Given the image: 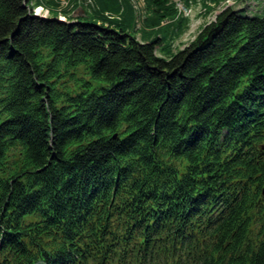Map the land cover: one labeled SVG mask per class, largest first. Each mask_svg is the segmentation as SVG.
<instances>
[{"label":"trees","instance_id":"1","mask_svg":"<svg viewBox=\"0 0 264 264\" xmlns=\"http://www.w3.org/2000/svg\"><path fill=\"white\" fill-rule=\"evenodd\" d=\"M102 1L0 0V264H264V18L166 60Z\"/></svg>","mask_w":264,"mask_h":264},{"label":"rangeland","instance_id":"2","mask_svg":"<svg viewBox=\"0 0 264 264\" xmlns=\"http://www.w3.org/2000/svg\"><path fill=\"white\" fill-rule=\"evenodd\" d=\"M102 2L104 8L110 6L114 9L111 15L106 16L117 19L120 13L129 35L138 42L149 44L156 37L165 38L156 55L166 60L187 49L205 28L215 23L227 10L239 11L245 17L264 18V0H170L169 6L176 10L177 16L159 24L158 19L152 16L153 8L147 0ZM31 7L37 18L52 19L56 14L59 22L74 24L78 20L94 18L96 12L100 15L102 5L99 0H32ZM122 9L126 10L125 14Z\"/></svg>","mask_w":264,"mask_h":264},{"label":"water","instance_id":"3","mask_svg":"<svg viewBox=\"0 0 264 264\" xmlns=\"http://www.w3.org/2000/svg\"><path fill=\"white\" fill-rule=\"evenodd\" d=\"M59 21V20H58ZM61 22V21H60ZM262 151H264V146L260 147ZM263 197H264V191H263Z\"/></svg>","mask_w":264,"mask_h":264}]
</instances>
